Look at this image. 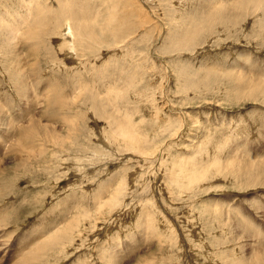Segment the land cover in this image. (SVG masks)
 <instances>
[{"label":"rangeland","instance_id":"rangeland-1","mask_svg":"<svg viewBox=\"0 0 264 264\" xmlns=\"http://www.w3.org/2000/svg\"><path fill=\"white\" fill-rule=\"evenodd\" d=\"M0 105V264L257 262L264 0H0Z\"/></svg>","mask_w":264,"mask_h":264},{"label":"bare ground","instance_id":"bare-ground-1","mask_svg":"<svg viewBox=\"0 0 264 264\" xmlns=\"http://www.w3.org/2000/svg\"><path fill=\"white\" fill-rule=\"evenodd\" d=\"M28 17V16H27ZM68 21V20H67ZM35 22V21H34ZM68 26V25H67ZM39 27V26H38ZM66 27V26H65ZM16 28H18V27H14L13 29L15 30ZM76 28H78V27H76ZM34 29V28H33ZM79 29V28H78ZM81 29H83V28H81ZM57 30V29H56ZM34 31H36V30H34ZM55 31V30H54ZM53 31V32H54ZM52 32V33H53ZM85 32L87 33V34H89V33H93L94 34V38H97V36H98V34L96 33V35H95V32H93L92 30H91V28L88 26V28L87 27H85ZM16 33V32H15ZM57 32H55V34H56ZM82 33V32H81ZM80 32H79V34H81ZM55 34H54V36H55ZM61 35L62 37L60 38H58L59 40H61V42H63L59 47H60V51H62L61 53L65 56V58L66 59H72L76 54H75V51H74V48L75 47H73L74 45H72V42L74 41V36H75V32H74V30L72 29V26L70 25L69 27H67V28H64V29H61V31H59L58 32V35ZM57 37V36H56ZM35 39V38H34ZM41 40V39H40ZM56 40V39H55ZM58 41V40H57ZM54 42V41H53ZM59 49V48H58ZM38 54V53H37ZM61 55V54H60ZM73 56V57H72ZM36 60V59H35ZM34 61V60H33ZM35 62V61H34ZM30 64L32 65V63L30 62ZM29 64V65H30ZM34 64V63H33ZM23 67H25L24 65H23ZM22 66H21V69L23 68ZM22 70H24V69H22ZM19 71V72H16L15 74H14V80L16 79L17 80V82L19 83L18 84V92H19V96L22 98V100H23V105H25V106H27L28 107V110H29V112L31 113V115H33V112H34V110H33V107L35 106V97L32 95V92L30 91V88H29V86H28V84H27V82H26V80H25V74H26V70H25V72L24 71ZM58 83H55V81H53V80H47L46 81V83H45V88L47 89V90H49L48 92H46L45 93V95L43 96V101H44V103H45V105H49V104H62L63 106H65L66 108H67V114H65V115H63L62 117H61V119H66V117H68V112L70 111V107L68 106V104H67V98H66V96H64V95H62V93L60 94V92L59 93H57L58 91L57 90H54V89H57L58 88ZM51 92V93H50ZM60 95V96H59ZM65 109V108H64ZM64 109H62V112H64ZM58 115H59V113H58ZM61 115V114H60ZM5 115H4V110H3V108H2V106L0 105V119H2V120H4L5 119ZM71 120V118L69 117V121ZM85 121V120H84ZM38 122V121H37ZM37 122L35 121V120H30V124H29V126L25 129V131H22L21 130V133H18L19 134V136H18V138H23L24 136H27L28 134H31V132L33 131V130H35V128H36V125L35 124H37ZM58 123V122H57ZM62 123V122H61ZM2 126H3V128H4V131H5V133L7 134V135H9V133H10V128L12 129V131L14 130L13 129V127H14V123L13 122H11L9 119L6 121H3L2 122ZM70 124V128H72L73 126V124H71V123H69ZM38 125V124H37ZM75 125H79L80 126V124H75ZM76 128V126H74V128L73 129H75ZM79 128V127H78ZM66 129V128H65ZM70 130V129H69ZM76 131V130H75ZM16 132V131H15ZM67 133V132H66ZM11 134H13V133H11ZM14 134H16V133H14ZM64 134V133H63ZM68 135V134H67ZM71 135V134H70ZM69 136V135H68ZM73 136V135H72ZM79 137V136H78ZM70 138V137H69ZM11 139V138H10ZM71 139V138H70ZM26 142H31V141H29L28 140V138L25 140ZM67 140H65V139H63V141L61 140V142H62V145H64L63 143L64 142H66ZM26 142H24V145L26 144ZM33 143V142H32ZM69 143V142H68ZM72 143V142H71ZM103 143V142H102ZM59 144V143H58ZM66 144V143H65ZM23 145V143H22V145L21 144H18V142L17 143H15L14 144V146L16 147V146H21V147H23L24 146ZM108 145V144H107ZM13 146V147H14ZM29 146H30V144H29ZM11 147V146H10ZM58 147H59V145H58ZM67 147V146H66ZM110 148V147H109ZM43 150V149H42ZM43 153V152H42ZM62 155V154H61ZM52 170V169H51ZM2 171H4V170H2ZM1 175V174H0ZM9 180V179H8ZM69 223H71V222H69ZM69 223H67V224H69ZM70 225V224H69ZM68 225V226H69ZM75 226V225H74ZM68 227H66V229H67ZM50 240V239H49ZM54 240V239H53ZM56 241H58V238L57 239H55L53 242H56ZM37 248V247H36ZM42 249H44V247H41L40 248V250H42ZM34 250H36L35 252H32V254H34V255H36V253L38 252L37 251V249H34ZM43 251V250H42ZM41 251V252H42ZM259 253L260 254H258L257 255V257H256V259H254V260H256L257 262L256 263H254L253 261L251 262V264H264V245H261V247H260V249H259ZM40 251H39V254L37 253V255H41L40 253H41ZM31 254V253H30ZM31 254V255H32ZM36 255V256H37ZM25 256H27V255H25ZM35 256V257H36ZM38 257V256H37ZM28 258V257H27ZM32 258H34V256H32ZM32 258H28V260H34V259H32ZM39 258V257H38ZM112 258V257H111ZM37 258H35V260H36ZM116 260V259H115ZM27 261V260H26ZM105 261V260H104ZM22 262H24V260L22 261ZM22 262H20V264L22 263ZM107 262V261H106ZM105 262V263H106ZM113 262H115V261H113ZM19 263V262H18ZM23 264H25V263H23ZM106 264H108V263H106ZM110 264V263H109ZM114 264V263H113Z\"/></svg>","mask_w":264,"mask_h":264}]
</instances>
